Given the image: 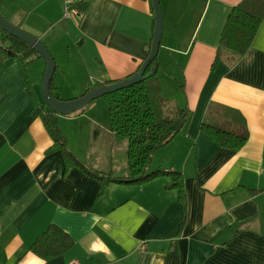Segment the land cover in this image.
<instances>
[{
	"label": "crops",
	"instance_id": "obj_1",
	"mask_svg": "<svg viewBox=\"0 0 264 264\" xmlns=\"http://www.w3.org/2000/svg\"><path fill=\"white\" fill-rule=\"evenodd\" d=\"M63 1L0 3V14L10 24L49 51L58 98L71 101L133 75L149 55L152 0H85L86 10L68 20L63 18ZM241 1L160 0L158 83L160 93L171 95L163 109L172 118L188 110V119L183 131L154 154L149 171L182 175L185 216L177 191L166 188L168 177L141 186L103 187L76 167L64 172L62 154L46 153L52 141L41 120L31 116L34 102L26 93L19 62L3 63L0 264L264 261V19L244 56L219 45L227 16ZM0 46H8L1 33ZM33 64L37 67L34 76L28 71V79L48 111L40 88L45 64L39 59ZM166 74L174 78L173 86ZM95 101L78 115L58 116L59 129L81 164L95 173L125 177L126 143L109 131L108 119L100 133L82 137L83 125H97ZM211 106L238 112L244 125L210 114ZM68 122L82 126L75 136ZM204 122L245 135L247 141L240 150L222 148L201 131ZM50 226L67 234L72 245L62 255L42 260L31 248Z\"/></svg>",
	"mask_w": 264,
	"mask_h": 264
},
{
	"label": "trees",
	"instance_id": "obj_2",
	"mask_svg": "<svg viewBox=\"0 0 264 264\" xmlns=\"http://www.w3.org/2000/svg\"><path fill=\"white\" fill-rule=\"evenodd\" d=\"M2 1L0 0V3ZM78 8L82 13L86 10L87 4L80 3ZM263 19V0L241 1L228 14L220 34L219 45L239 57L244 56L250 48L255 33ZM0 33L8 43V46H0V68L7 59H16L19 62L25 75L26 93L34 102L31 116L41 120L52 141V145L46 153L51 154L59 151L62 154L64 172L76 167L87 176L101 182L103 187L108 184L141 186L159 177H168L169 183L166 188L177 191L178 201L182 205L185 216L186 197L182 175L178 172L149 171L154 154L170 144L183 131L188 119V110L179 111L177 116L172 119L164 115L160 87L156 81L159 73L157 58L150 63L144 74V76H147L151 69L155 68L156 71L153 77L147 78L129 88L102 97L107 106L109 131L126 143L127 175L125 177H113L109 174H100L91 171L81 164L70 152L67 140L58 129V116L50 112L49 109L47 111L45 106L39 102L28 79V68L36 59H41V57L25 43L9 36L1 30ZM217 60L218 58H216L214 64H216ZM141 66L142 64L138 66L134 74L139 71ZM133 75H130L128 78ZM49 90L53 98L63 101L55 94L54 74L50 81ZM83 110L70 116L78 115ZM209 113H215L216 116L228 120L234 125H244L243 118L234 110L211 106ZM201 131L212 142L225 149L240 150L247 141L245 135L221 130L206 122L202 123ZM184 219L185 217L183 218V222ZM71 245V239L67 234L55 226H50L35 241L31 251L42 260H50L62 255ZM255 264H264V261H257Z\"/></svg>",
	"mask_w": 264,
	"mask_h": 264
},
{
	"label": "water",
	"instance_id": "obj_3",
	"mask_svg": "<svg viewBox=\"0 0 264 264\" xmlns=\"http://www.w3.org/2000/svg\"><path fill=\"white\" fill-rule=\"evenodd\" d=\"M152 8L154 13V32L148 57L142 63L139 71L132 77L123 81L101 85L95 87L77 99L71 101H59L50 94L49 85L55 71V63L47 48L35 37L25 33L21 29L7 22L0 14V30L9 36L25 43L30 49L35 51L45 64L44 73L41 79V96L50 112L57 116L68 117L76 112L85 109L91 102L102 98L104 95L129 88L147 78L154 76L156 69L152 68L147 76H144L150 63L153 62L159 53V48L163 33V17L161 11L160 0H152Z\"/></svg>",
	"mask_w": 264,
	"mask_h": 264
},
{
	"label": "rangeland",
	"instance_id": "obj_4",
	"mask_svg": "<svg viewBox=\"0 0 264 264\" xmlns=\"http://www.w3.org/2000/svg\"><path fill=\"white\" fill-rule=\"evenodd\" d=\"M1 16L5 19V15H2L1 14ZM6 20V19H5ZM7 21V20H6ZM8 22V21H7ZM23 31V30H22ZM25 32V31H24ZM25 33H27V32H25ZM27 34H29V33H27ZM30 35V34H29ZM158 58V57H157ZM40 61H41V63H44V60L41 58V59H39ZM36 67H37V65L35 64H32V65H30V67L28 68L29 69V71H30V75H32V76H34V70H36ZM158 76L159 75H157V77H156V81H157V84L159 85V83H158ZM173 77L172 76H170V74H166V81L168 82V83H170V85L171 86H173V84H174V82H173ZM40 84H41V81H40ZM160 87V86H159ZM160 97H161V99H162V102H163V105H166L165 103H167L168 102V104L170 103V100H169V98L171 97V95L169 94H166V93H160ZM167 101V102H166ZM93 105H95L94 107H93V113L95 114V120H96V126H91V129H89L88 128V124H85V125H83V128H82V137H87V133H91L90 135H89V137H91L92 136V133H94V131H98L99 133L101 132V130H103V122H104V120L105 119H108V113H107V111H106V109H107V106H106V103H105V101H104V99L103 98H100L99 100H97V101H95L94 102V104ZM96 107V108H95ZM87 109H89V108H87ZM164 110V109H163ZM168 113H169V111H168ZM164 115L166 116V114H165V112H164ZM171 116V113H169V115L168 116H166V117H168V118H172V117H170ZM58 117H57V125H58ZM65 119V118H64ZM72 119H74V118H72ZM71 119V120H72ZM102 122V123H101ZM67 127H68V129H69V131L71 132V134H72V136H75L76 135V133L77 132H80V129H81V127L82 126H80L79 124H76V123H74V122H68L67 123ZM58 129H59V125H58ZM59 131H60V129H59ZM61 132V131H60ZM61 134H62V132H61ZM63 135V134H62ZM64 136V135H63ZM64 137H66V136H64ZM98 156H99V154H97ZM93 158L95 159V161H99L98 160V158H95V156H93ZM126 159V157H124V160ZM125 167H126V165H125Z\"/></svg>",
	"mask_w": 264,
	"mask_h": 264
},
{
	"label": "built area",
	"instance_id": "obj_5",
	"mask_svg": "<svg viewBox=\"0 0 264 264\" xmlns=\"http://www.w3.org/2000/svg\"><path fill=\"white\" fill-rule=\"evenodd\" d=\"M85 0H64L63 1V18L65 20L76 18L81 15V12L78 8L80 3H84ZM71 264H77L72 262Z\"/></svg>",
	"mask_w": 264,
	"mask_h": 264
}]
</instances>
